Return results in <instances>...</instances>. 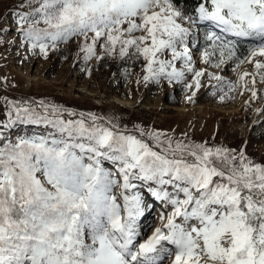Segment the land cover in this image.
Wrapping results in <instances>:
<instances>
[{
    "label": "snow or ice",
    "instance_id": "6c2138e0",
    "mask_svg": "<svg viewBox=\"0 0 264 264\" xmlns=\"http://www.w3.org/2000/svg\"><path fill=\"white\" fill-rule=\"evenodd\" d=\"M20 8V33L45 58L75 39L86 62L135 58L145 84L183 83L190 101L204 77L253 99L264 84V0H198L194 15L179 0H26ZM201 27L205 68L192 51ZM245 62L254 71L235 84L207 71ZM7 105L0 129L44 131L15 139L0 131V264H264V161L243 147L128 129L43 100ZM157 203L161 226L145 234Z\"/></svg>",
    "mask_w": 264,
    "mask_h": 264
},
{
    "label": "rangeland",
    "instance_id": "374dc122",
    "mask_svg": "<svg viewBox=\"0 0 264 264\" xmlns=\"http://www.w3.org/2000/svg\"><path fill=\"white\" fill-rule=\"evenodd\" d=\"M25 2L0 0V122H7V101L43 100L78 113L91 112L113 119L128 129L139 125L146 130L174 134L177 139L186 133L196 142L243 147L251 157L264 161V84H256L257 97L253 99L243 88L228 92L217 81L204 77L203 86L190 101L187 97L191 92L183 83L145 84L142 62L135 58L105 56L103 60L86 62L79 51L80 41L75 39L60 43L55 50L50 48L45 58L24 41L15 22V13L25 10L20 8ZM197 31L199 38L192 49L194 61L198 68H205L200 62V51L207 29L201 27ZM233 67L230 64L207 71L234 84L243 71H254L247 62L236 71ZM0 131L15 139L17 135L42 132L44 125L18 123L10 130ZM145 198L152 203L150 196ZM161 211L163 208L157 203L143 222L145 234L150 235L151 230L161 226Z\"/></svg>",
    "mask_w": 264,
    "mask_h": 264
},
{
    "label": "trees",
    "instance_id": "16d2710c",
    "mask_svg": "<svg viewBox=\"0 0 264 264\" xmlns=\"http://www.w3.org/2000/svg\"><path fill=\"white\" fill-rule=\"evenodd\" d=\"M197 4H198V0H179V5L182 8H184V10L189 15H194L195 14V9L197 7ZM242 51H243V49H242Z\"/></svg>",
    "mask_w": 264,
    "mask_h": 264
}]
</instances>
